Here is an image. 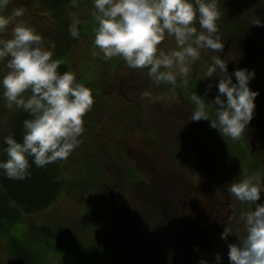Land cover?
<instances>
[{"label":"rangeland","instance_id":"obj_1","mask_svg":"<svg viewBox=\"0 0 264 264\" xmlns=\"http://www.w3.org/2000/svg\"><path fill=\"white\" fill-rule=\"evenodd\" d=\"M58 2L61 5L52 10L44 0H10L5 11L10 13L14 8L24 9L23 19L42 35L46 46L53 52L52 58L61 60L69 70L76 73L78 80L92 89L94 103L83 117L85 131L82 134V143L63 162L61 168L67 189L45 210L23 214L7 232H0V264H16L9 242L11 238L23 242L22 246L24 245L25 248L38 252L42 264H84L64 254L55 245L53 239L36 237V229L33 227L42 225H48L79 240L113 251L117 256L115 260L117 264H146L147 260L151 259L142 253L144 246L150 243L146 241L148 235L144 236V226H152L149 227V233L151 236L155 235L154 228L160 223L157 217L159 213L166 212V222L163 226L172 224L170 219L180 213L177 207L174 210L175 206L170 207L168 203L170 201L174 203L175 196L171 192L164 196L160 195L162 193L159 194L161 200L159 198L156 200L157 207L154 210L156 216H153L151 213L153 210L149 209L156 205L149 206L146 203L149 210H146L144 205L141 206V202L144 203L143 200L148 198L147 191L151 187L144 184V174L139 169L133 168L135 173L132 168L130 171L127 167L130 164L134 166L135 163L130 157L129 148L139 146V141L145 137L151 139L156 133L161 137L159 141L153 140L154 144H159L160 148L165 144L168 145L165 148L173 149L174 141L170 140L171 137L166 140L165 136L177 132L180 127L183 129L184 123L186 131L191 130L193 135H200L201 139L209 141L212 135H215L216 130L209 129L208 120L190 119L195 107L190 100L192 91L203 96L206 86L211 83L212 88L204 97L206 102L213 100L217 94L219 78L206 77L209 57L215 54L225 60L229 74L238 67H247L254 71L255 75L249 81V86L257 90L258 95L255 97L256 107L253 118L247 125L244 135L254 143L256 139L260 140L262 147H258L259 153H257L256 147L250 145L252 152L250 153L243 143H235L225 136L226 142H223L225 157L220 158L217 153L221 152L215 151L209 161H215L213 167L215 165L227 170L224 180L227 188L228 183L234 179L256 170L260 171L264 181V56L262 55L264 37H259L262 38L260 40L262 46L259 47L257 37L254 36L256 37L254 40L247 34L251 30L246 33V29H240L236 38L221 36V41L224 43L223 52H202L200 59L192 65L186 88L181 87L179 81L174 88L169 84L155 86L147 75V68H129L117 57L111 60L102 58V54L93 43V29L96 23L91 16L94 10L92 0H58ZM223 8L228 16L242 14L244 19L248 21L252 19V16L246 12L245 2L240 4L239 0H225ZM73 18L81 21L78 25L80 33L78 38L70 36L69 26ZM221 22L220 17L217 24ZM260 34L258 31L257 36ZM0 35L8 38L10 30ZM160 46L165 49L174 47V39L166 36ZM5 71L7 69L4 63L0 62V75ZM233 82H235L234 76ZM145 92L148 94L145 95ZM16 109L14 104L9 107L0 93V141ZM208 111L214 119L213 109L209 107ZM160 148L157 146L155 150L164 156L165 153L161 152L163 149ZM253 152H256V155ZM168 158L166 154L167 163L171 162ZM181 168V172L188 175L187 184H190L191 188L203 177L202 174L197 177L189 173L184 165ZM133 174L139 175V179ZM181 180L186 183L184 178ZM155 191L159 193L162 190ZM122 196L124 199H120ZM229 197L230 210L226 224L215 236L212 244L208 248H203L204 252L183 254L181 259L183 264H198L201 258L211 261L215 259L216 253L222 258L219 264H229L228 245L237 241V235L244 234L241 214L253 207L251 203L241 202L232 195ZM258 202H264V193L261 194ZM148 216L150 218H147ZM133 222L137 224L134 233L130 230ZM225 228L233 232L226 240L221 239L220 235ZM173 238L168 235L163 237V240L170 246L174 243ZM197 240L198 245L201 239ZM190 244L191 241L188 245Z\"/></svg>","mask_w":264,"mask_h":264},{"label":"clouds","instance_id":"obj_2","mask_svg":"<svg viewBox=\"0 0 264 264\" xmlns=\"http://www.w3.org/2000/svg\"><path fill=\"white\" fill-rule=\"evenodd\" d=\"M96 26L93 43L104 60L117 57L132 69L147 68L155 86L169 84L181 87L189 84L192 65L202 52H223L224 43L218 33L221 17L220 0H92ZM10 0H0V34L10 30L8 38L0 35V62L5 71L0 75V93L9 107L13 104L28 113L22 122V138L14 133L0 141V174L10 180H25L31 176L34 164L66 160L82 143L84 115L92 108V89L76 77L72 70L59 71V59L46 46L42 35L23 19L24 9L6 13ZM76 18L69 26L70 36L79 37ZM253 25L264 24L255 19ZM9 26L10 29H9ZM174 39L175 46L165 49V37ZM206 77H218L217 94L205 100L212 84L202 95L192 91L194 104L191 120H210V126L233 141L243 137L253 118L257 90L249 86L254 71L238 67L231 74L219 55H211ZM233 76L235 82H233ZM205 78V77H202ZM201 78V79H202ZM145 95L148 93L145 92ZM209 107L215 113L211 118ZM227 191L241 202L253 205L241 214L244 234L237 235L228 245L229 264H264V181L259 170L228 183ZM231 232H221L227 239ZM201 258L198 264H219Z\"/></svg>","mask_w":264,"mask_h":264},{"label":"flooded vegetation","instance_id":"obj_3","mask_svg":"<svg viewBox=\"0 0 264 264\" xmlns=\"http://www.w3.org/2000/svg\"><path fill=\"white\" fill-rule=\"evenodd\" d=\"M262 55L264 56V52ZM208 124L210 125V120H208ZM183 127V129L180 127L177 132L168 133L165 136L166 140L168 137H171L172 139L170 140L174 141L175 146H173V149L165 148L168 146L165 144H163L162 148H160L159 144H154L153 140L159 141V137H161L156 133L153 134V138L150 137L151 139L145 137L139 141V146L128 147L130 150L128 152L131 153L130 157L135 163L134 166H131L129 163L130 166L127 167L131 171L133 168L139 169L144 174V184L151 187L147 191L148 198L145 200H150L147 201L149 206H156L150 209H156V200H158L160 193H162L160 194L161 196H164L171 192L175 196V199H173L174 203H171V201L168 203L170 207L175 206L174 210L177 207L180 213L178 216L170 219L172 224L170 223L167 227L170 232L168 235L174 237V243L170 246H166L160 240L151 239L149 229L152 226L149 225L150 228L148 225L144 226V236L148 235L146 241L150 243L144 246L142 253L148 259H151L147 260L146 264H182L181 259L183 254L196 251L204 252L203 248H208L212 244L215 236L228 219L230 194L224 182L227 170L215 165L213 167L215 161H209V159L213 158L215 151L221 152L217 153L220 158L225 157L223 142H226V138L221 135L218 129L211 126H209V129H215L216 133L214 136L212 135L209 141L201 139L200 135L197 136L195 133L193 135L191 130V132L186 131L185 123ZM234 142L243 143L250 153H252L250 145L256 147L257 153H259L258 147H262L260 140L256 139V143H254L245 135ZM157 146L163 149L161 152L165 153L164 156L155 150ZM253 153L256 155V152ZM166 154L171 162H166ZM182 156L184 164H181L182 160L180 157ZM188 157L191 159H188ZM198 164H200L199 167H197ZM182 165L186 167L185 169L189 173L197 177L200 174L203 175L192 188L190 184H187L186 176L188 175L181 172ZM181 178H184L186 183ZM156 189L162 191L157 193ZM163 213L164 218L162 219L158 215V220L162 224H165L166 212ZM131 227L130 230L134 233L136 231L134 222L131 224ZM198 238L201 240L198 242L200 244L197 245ZM190 241L191 244L188 245ZM199 248L200 251H198ZM171 253L173 254L171 255Z\"/></svg>","mask_w":264,"mask_h":264},{"label":"trees","instance_id":"obj_4","mask_svg":"<svg viewBox=\"0 0 264 264\" xmlns=\"http://www.w3.org/2000/svg\"><path fill=\"white\" fill-rule=\"evenodd\" d=\"M44 1L47 5L51 6L52 10L57 9V7L61 5L58 0L57 2L53 0V3L52 0ZM239 2L240 4L241 2H245L246 12L248 15L250 14L252 16V19L248 21V19H244L242 14L228 16L223 8L225 0H220L219 7L221 9L222 22L219 25L217 24L218 32L223 33H220L222 37L227 36L228 38H236L239 36L237 33H240V29H246V33L248 30H251L250 33H247L248 36L254 40L257 37V44L260 45V40L264 37V24L257 26L253 25L252 21L255 19L264 20V0H239ZM257 30L261 33L259 36H257ZM259 37L262 38L259 39ZM261 46L262 45L259 47ZM65 70H69L68 66L61 63L59 71L63 72ZM25 118H28V113L17 107L10 122L7 123L8 125L3 133V137L10 133H14L17 139H21L22 122ZM0 158H3L2 153H0ZM180 158L182 160L181 164H184L183 156ZM64 161L65 160H57L43 167H36L33 164L30 169L31 176L25 180H10L0 174V232H7L12 224L21 219L23 214H33L45 210L67 189L66 181L61 175V168ZM134 176H137V179H139V175L136 174ZM123 196L125 197V195ZM123 196L120 197V199H124ZM143 201L144 203L141 202V206L144 205L147 210V202H145V199ZM152 210L153 209H151V211ZM151 213L153 216H156L154 210ZM159 215L160 218H164V213H159ZM147 218L150 217L148 216ZM149 221L151 222V220ZM161 224L162 222L155 226L154 232L156 236L152 234L151 237H153L152 239L160 240L166 245L163 237L168 236V225L163 226V224ZM134 225L135 227L137 226L135 222ZM33 228L36 229V237L39 236L45 239L48 237L49 239H53L55 245L64 254L74 257L84 264H117L115 261L117 256L113 251L111 252L103 249L91 242L79 240L73 235H68L64 231L57 230L56 228L54 229L48 225L36 226ZM43 241L45 242V240ZM9 242L16 264H42L38 252L29 250L25 248L24 245L23 247V242H19L16 238L9 239Z\"/></svg>","mask_w":264,"mask_h":264}]
</instances>
